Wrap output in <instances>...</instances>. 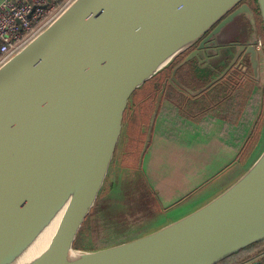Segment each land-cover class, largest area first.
<instances>
[{
	"label": "water",
	"instance_id": "water-1",
	"mask_svg": "<svg viewBox=\"0 0 264 264\" xmlns=\"http://www.w3.org/2000/svg\"><path fill=\"white\" fill-rule=\"evenodd\" d=\"M244 1L75 0L0 67V264H219L264 241L263 149L229 188L186 216L124 243L74 247L134 93L238 15L255 24ZM256 2L264 28V0ZM60 212L47 247L29 257Z\"/></svg>",
	"mask_w": 264,
	"mask_h": 264
},
{
	"label": "crops",
	"instance_id": "crops-1",
	"mask_svg": "<svg viewBox=\"0 0 264 264\" xmlns=\"http://www.w3.org/2000/svg\"><path fill=\"white\" fill-rule=\"evenodd\" d=\"M251 8L255 24L245 14L236 18H241L244 24L248 20L252 32L246 31L236 38L234 33H225L227 41L233 43L230 44L233 47H225L228 57L236 51L235 58L241 57L237 65L243 74L240 80L194 78L186 60L174 62L139 88L137 91L149 84L141 97L137 91L132 96L129 124L126 126L124 122L128 140L120 168L130 174L129 180L134 185L131 196L141 202V208L139 193L143 190L160 198L157 203L161 209L149 223L129 228L137 231L128 233L131 238L117 244L146 235L205 205L237 181L263 150L264 126L251 152L247 149L264 104V92L258 85L264 70V51L257 41L262 19L259 8ZM255 55L258 68L254 66ZM141 137L146 139L145 149L127 155L131 143L140 142ZM136 147L139 149V143ZM139 155L141 168L135 167L132 174L128 168L134 167L133 163L129 165L127 161Z\"/></svg>",
	"mask_w": 264,
	"mask_h": 264
},
{
	"label": "rangeland",
	"instance_id": "rangeland-1",
	"mask_svg": "<svg viewBox=\"0 0 264 264\" xmlns=\"http://www.w3.org/2000/svg\"><path fill=\"white\" fill-rule=\"evenodd\" d=\"M261 25H262V31L260 34L261 35L260 39L264 42V28L262 22ZM241 33L242 32L238 33V31H235L234 36H239ZM260 49L262 52L264 51V48H260ZM262 59L264 60V52ZM201 73L203 77H208L207 73L205 72H201ZM258 83H259L258 84L259 88H261L264 92V70L261 76L259 77ZM148 87L149 84L147 86L145 85L143 89L137 91L139 97H141L143 93L146 92L145 90H147ZM132 99H134V97ZM131 105H132V101L131 103H129L127 107V111L125 113L124 122L126 126L129 124V117L131 115L129 106ZM147 122L148 121L146 120V123ZM148 129L149 128H146L147 131ZM127 140H128L127 133L125 130L124 135L122 136V139L117 147L109 175L102 189V192L99 196V199L77 237V240L74 245L76 250L93 251V250L109 247V245L113 243H114L113 245H116L121 241L128 240L131 238L130 236L131 234L128 233L130 232L134 233L137 231L130 229L136 228L134 227L135 225L140 226L143 224H147L150 222L149 219L152 220L153 217H157L159 215L158 211L161 209L160 205L157 203L159 197L157 198V196H154V193L152 191H147L146 193H143V190L140 191L139 197L142 198V203H143L142 208H141V202L136 201V199L133 196H131L133 194L132 191L134 185L129 180L130 174L126 173L125 170H121L120 168L121 166H123L122 162H120V158L122 153H124L123 149L124 146L126 145ZM145 140L146 139L144 137H141L140 142L136 141L134 144L132 142L127 155L133 154L135 152L138 153L141 150L145 149L146 146ZM144 142L145 144H143ZM138 143H139V149H137L136 147L138 146ZM127 162L129 163V165H131L130 163H133L134 167L128 168L129 172L132 170L131 171L132 174L136 169L135 167L141 168L140 155L139 157L137 156L134 160L128 159ZM124 164L126 165V163ZM134 174H139V173L135 172ZM122 177L124 178V180H119V178ZM165 205L167 204H164L162 206ZM138 209L139 211L137 214L129 213L136 211ZM119 210H121L122 212H120ZM261 255L254 256L252 257V259L247 260L244 263L249 262L251 260H255L259 258Z\"/></svg>",
	"mask_w": 264,
	"mask_h": 264
},
{
	"label": "built area",
	"instance_id": "built-area-1",
	"mask_svg": "<svg viewBox=\"0 0 264 264\" xmlns=\"http://www.w3.org/2000/svg\"><path fill=\"white\" fill-rule=\"evenodd\" d=\"M75 0H3L0 3V67L48 28ZM258 46L264 48L259 39ZM244 264H264V254Z\"/></svg>",
	"mask_w": 264,
	"mask_h": 264
},
{
	"label": "flooded vegetation",
	"instance_id": "flooded-vegetation-1",
	"mask_svg": "<svg viewBox=\"0 0 264 264\" xmlns=\"http://www.w3.org/2000/svg\"><path fill=\"white\" fill-rule=\"evenodd\" d=\"M254 1L255 0H245L242 4L246 3L252 7L255 6V8H257V3H255ZM235 31H238V33H245L246 31L252 32L250 22L247 20L246 24H244L242 23L241 18H236L233 23H230L226 27H224L218 35H215L214 37L205 41V39L211 32L207 33L195 46L181 55L174 64L181 63L183 61L185 62L190 56H192L194 52L197 51L196 55H194L189 61L186 62V65L190 66V76L205 80L208 78H211V80L218 79L219 77H221L222 80L229 79L232 82L240 80L243 77V74L241 72L242 70H240L237 65L241 61V57L235 59L237 51L232 57H228L229 51L223 50L227 46L233 47V45H230L233 43L227 41L225 33L235 34ZM219 35L225 38L221 39ZM260 36L261 35L258 34L257 41H259ZM238 44L239 42L235 43V48H237ZM220 47L223 49L221 51H218ZM232 63H234L233 67L230 68V70L225 74L228 67ZM200 71L207 73L208 77H203Z\"/></svg>",
	"mask_w": 264,
	"mask_h": 264
},
{
	"label": "trees",
	"instance_id": "trees-1",
	"mask_svg": "<svg viewBox=\"0 0 264 264\" xmlns=\"http://www.w3.org/2000/svg\"><path fill=\"white\" fill-rule=\"evenodd\" d=\"M263 126H264V104H263L261 114L250 135V139L247 145V149L249 153L251 152V146L253 145V143L256 142L258 138L260 137V133L262 131ZM261 254H264V241H261L259 243H256V244H253L247 247L246 249L240 251L239 253L220 262L219 264H242L245 261L252 259V257L259 256Z\"/></svg>",
	"mask_w": 264,
	"mask_h": 264
},
{
	"label": "bare ground",
	"instance_id": "bare-ground-1",
	"mask_svg": "<svg viewBox=\"0 0 264 264\" xmlns=\"http://www.w3.org/2000/svg\"><path fill=\"white\" fill-rule=\"evenodd\" d=\"M61 215H62L61 212L58 215H56L52 219V221L49 223V225L44 229V231L40 234L36 243L33 245L31 250L29 251V254H28L29 257L39 254L47 247V245L49 244L50 240L52 239L57 229V226L60 222Z\"/></svg>",
	"mask_w": 264,
	"mask_h": 264
}]
</instances>
